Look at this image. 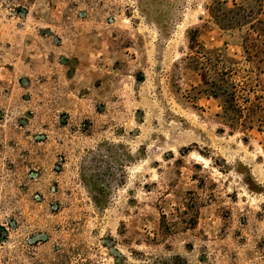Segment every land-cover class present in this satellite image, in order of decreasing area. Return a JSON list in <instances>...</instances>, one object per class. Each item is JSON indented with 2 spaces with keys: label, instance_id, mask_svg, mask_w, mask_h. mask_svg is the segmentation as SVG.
<instances>
[{
  "label": "rangeland",
  "instance_id": "rangeland-1",
  "mask_svg": "<svg viewBox=\"0 0 264 264\" xmlns=\"http://www.w3.org/2000/svg\"><path fill=\"white\" fill-rule=\"evenodd\" d=\"M216 1L0 0V264H264V0Z\"/></svg>",
  "mask_w": 264,
  "mask_h": 264
},
{
  "label": "trees",
  "instance_id": "trees-1",
  "mask_svg": "<svg viewBox=\"0 0 264 264\" xmlns=\"http://www.w3.org/2000/svg\"><path fill=\"white\" fill-rule=\"evenodd\" d=\"M217 3H219L216 0H212V4L206 6V9L208 11L209 16L214 20V22L220 26L221 29L225 28V24H223V19L227 16L228 13H231L233 11V9L230 8H226V11L224 12H220L221 14H217V11H219L217 8ZM224 4H226V1L223 2ZM233 5L235 6V3H233ZM240 9H244L243 7H240ZM222 16V17H221ZM258 23H261L260 20H258ZM196 32V31H195ZM190 49L194 50V49H200L203 50L202 46H200L199 42L197 41L196 36L193 35V37L190 40ZM197 53H201V51H196ZM203 53V52H202ZM230 119L231 116H229ZM164 218V216H162V219Z\"/></svg>",
  "mask_w": 264,
  "mask_h": 264
}]
</instances>
